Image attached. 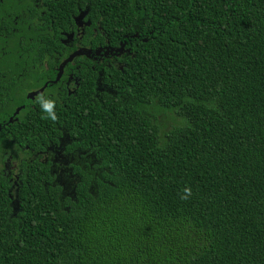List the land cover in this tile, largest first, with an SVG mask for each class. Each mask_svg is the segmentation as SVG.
I'll list each match as a JSON object with an SVG mask.
<instances>
[{
    "label": "trees",
    "instance_id": "16d2710c",
    "mask_svg": "<svg viewBox=\"0 0 264 264\" xmlns=\"http://www.w3.org/2000/svg\"><path fill=\"white\" fill-rule=\"evenodd\" d=\"M49 1L44 13L28 8L23 37L0 20L9 40L0 68L19 73L21 56L54 64L76 0ZM79 4L101 43L124 44L95 65L99 99L88 101L98 84L88 63L78 95L55 102L56 121L42 122L36 101L20 118L68 127L75 139L64 150L88 147L96 162L72 165L69 191H20L13 215L0 191V264H264V0ZM31 79L0 81V116L32 100L26 92L44 78Z\"/></svg>",
    "mask_w": 264,
    "mask_h": 264
},
{
    "label": "flooded vegetation",
    "instance_id": "af4514ba",
    "mask_svg": "<svg viewBox=\"0 0 264 264\" xmlns=\"http://www.w3.org/2000/svg\"><path fill=\"white\" fill-rule=\"evenodd\" d=\"M49 0H0V20L1 24L5 21L12 25V29L19 32L17 36L23 37V27H30V16L27 10L33 6L44 13L43 7H47ZM80 0H76V13L71 14L72 21L68 24L67 30L60 29L59 48L54 49L53 59L54 64L48 65L47 60L33 61V58L22 57L24 61L21 65L22 69L19 73L13 71V66L1 65L0 81L8 83L12 81L31 82V75L36 72L41 78H44L43 84L40 87L29 89L25 98L32 99L16 105L11 114L5 111V115L0 116V182L6 181L8 186H0V191H5V197L9 199V205L12 208V213L15 214L13 208H16L20 203L19 192L27 189L34 191L37 187L38 191H49V187H59L60 191H69V187L77 175L72 171V165L80 164L82 167L88 166L96 162L93 152H90L88 147L84 150H64L66 145L71 144L75 138L71 136L72 130L64 125L54 126L57 129L55 140L50 138V127H37L33 124V119H21L22 109L25 104L34 108L35 97L41 93L50 95L51 98L61 105L65 104V96H77L76 89L81 86L78 75L80 71L91 65V69L96 73L97 83L93 88L88 101L94 102L100 95L98 93L101 86V77L103 70H99L95 65L107 66L119 55L117 53L118 46L111 43V40L106 37L105 42L101 43L98 36L99 28L98 20L91 24L87 16V8L84 10L80 7ZM4 20V21H3ZM49 27V25H47ZM55 26L61 28V22H56ZM0 28V50L1 54L5 52L8 46V38ZM57 48V47H56ZM4 49V50H3ZM77 51L79 53L75 54ZM65 55V56H64ZM50 57V55H47ZM71 56L70 59L68 57ZM86 59L83 60L82 58ZM70 64V67H68ZM45 86L43 89L42 86ZM53 86H58L52 89ZM104 88V85H103ZM41 92H37L38 90ZM114 90V89H113ZM47 91V92H44ZM34 92H36L34 94ZM71 96V97H74ZM34 98V99H33ZM5 99V98H4ZM2 103V102H1ZM89 104V102H88ZM26 120L29 124L21 126V122ZM42 122L47 120L41 118ZM14 128L13 131L10 129ZM25 129H28L27 135L24 134ZM20 132V133H19ZM39 143V147L34 148L35 143ZM42 170V172H40ZM33 177V178H32ZM37 179L38 183L33 180Z\"/></svg>",
    "mask_w": 264,
    "mask_h": 264
},
{
    "label": "clouds",
    "instance_id": "9594fccd",
    "mask_svg": "<svg viewBox=\"0 0 264 264\" xmlns=\"http://www.w3.org/2000/svg\"><path fill=\"white\" fill-rule=\"evenodd\" d=\"M137 35V34H136ZM124 46V44H123ZM119 47V46H118ZM123 51V48L120 51H116L115 55H119ZM120 69H122V64L120 62H117ZM36 103L39 104L41 111L45 114L42 118L50 119L52 121H56L58 119L56 112H55V101L51 98H48L43 93L37 95ZM192 195L191 187L185 186L182 189L181 199H188Z\"/></svg>",
    "mask_w": 264,
    "mask_h": 264
},
{
    "label": "rangeland",
    "instance_id": "374dc122",
    "mask_svg": "<svg viewBox=\"0 0 264 264\" xmlns=\"http://www.w3.org/2000/svg\"><path fill=\"white\" fill-rule=\"evenodd\" d=\"M45 86L43 85L41 88L43 89ZM58 88V86H53L52 89H56ZM167 114H169V112H166ZM158 125L160 127V131H165L167 130L170 125H171V117L168 116H162L159 118V122Z\"/></svg>",
    "mask_w": 264,
    "mask_h": 264
},
{
    "label": "water",
    "instance_id": "95a60500",
    "mask_svg": "<svg viewBox=\"0 0 264 264\" xmlns=\"http://www.w3.org/2000/svg\"><path fill=\"white\" fill-rule=\"evenodd\" d=\"M136 35V34H135ZM123 48V43H121V45L117 48V51H120ZM80 51H77L75 54L79 53ZM71 56L68 57V59H70ZM42 89L38 90L37 92H41ZM36 92H34L35 94Z\"/></svg>",
    "mask_w": 264,
    "mask_h": 264
}]
</instances>
